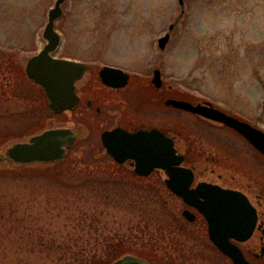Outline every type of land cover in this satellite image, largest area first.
I'll return each mask as SVG.
<instances>
[{
	"label": "rangeland",
	"instance_id": "1",
	"mask_svg": "<svg viewBox=\"0 0 264 264\" xmlns=\"http://www.w3.org/2000/svg\"><path fill=\"white\" fill-rule=\"evenodd\" d=\"M55 2L0 0V155L46 129L95 121L84 110L53 114L41 86L27 77L28 60L46 42ZM55 28L62 37L55 56L120 67L144 87L158 68L164 85L181 98L209 100L264 130V0H66ZM166 33L170 40L160 49L158 39ZM175 117L180 148L188 137L201 151L187 155L201 177L223 174L227 184L264 194V154L229 127L184 110ZM113 122L108 118L98 129L83 123V139L67 157L75 169L64 182L43 172L37 180L0 175V264H93L107 236L119 243L118 257L159 252L165 261L207 263L209 251L177 226L183 205L157 181L164 174L134 186L116 173V181L109 179L104 170L110 173L114 165L100 131ZM87 159L93 166L86 173ZM6 162L0 169L21 168Z\"/></svg>",
	"mask_w": 264,
	"mask_h": 264
},
{
	"label": "water",
	"instance_id": "2",
	"mask_svg": "<svg viewBox=\"0 0 264 264\" xmlns=\"http://www.w3.org/2000/svg\"><path fill=\"white\" fill-rule=\"evenodd\" d=\"M65 2L66 0H56L54 7L50 9L43 31L46 44L28 60L26 66L27 75L41 85L49 101L48 107L54 113L77 107L79 96L76 82L88 68L86 63L53 56L62 40L55 24L63 15L62 6ZM183 2L184 0H180L181 4ZM169 39V33L161 37L160 48L164 49ZM100 76L104 83L115 87L126 85L130 78L123 69L110 66H104ZM152 81L156 86L162 85L160 69L155 70ZM167 104L234 128L264 154V131L253 124L215 108L209 102L194 105L185 100L169 99ZM78 137L79 133L74 127L49 128L28 141L10 146L5 154L0 155V161L6 160L13 166L63 161ZM102 142L118 162L133 159L135 172L141 176L149 175L156 168L166 170L169 176L166 179L167 186L188 204L197 206L209 220L210 236L215 244L230 255L236 264H247L243 261L240 250L228 241V237L247 239L253 231L257 215L246 195L206 183L190 189L194 180L193 170L181 166L184 156L177 153L173 140L157 129L129 132L116 128L103 132ZM184 215L191 219L190 211L186 210ZM242 220L246 222L244 226L238 225L237 222ZM111 264L151 263L144 257L128 253Z\"/></svg>",
	"mask_w": 264,
	"mask_h": 264
},
{
	"label": "flooded vegetation",
	"instance_id": "3",
	"mask_svg": "<svg viewBox=\"0 0 264 264\" xmlns=\"http://www.w3.org/2000/svg\"><path fill=\"white\" fill-rule=\"evenodd\" d=\"M86 63L88 64V68L84 73L83 77L77 82V93L79 96L78 105L75 110L69 112L73 113L78 110H84V113H82L84 117H90L91 115L92 118L95 119V121L92 123L85 121L86 123H88L87 125L90 127V129L93 128L92 126L94 125L97 126V129L100 128L101 124H106V122H108V118L109 121L111 120L112 123L114 119L113 115H117L115 120L116 122H113V125H111V127H106L102 131H100L101 144L105 149L106 154H108L109 158L113 161V165H116L118 167H124L125 165L127 167L126 169L134 173L136 177H142L143 179L152 176L154 173L158 172L160 174H164L165 178L162 180V178L158 176L157 181L159 180V184L165 183V187L168 189V191L172 195L177 197L183 205L181 219L179 220L180 223L177 222V226L180 229V232L188 229L192 233L193 238L197 240L201 245L200 248L206 252L209 251L205 254L204 257L205 261L207 262L206 264H236L234 259L230 255L223 252L212 240L210 236L209 220L199 210V208L195 205L188 204L183 197L177 195L168 188L166 184V179L169 176L166 170L162 168H156L152 171L150 175L140 176L135 172V161L133 159H127L123 163L118 162L111 154L107 152L102 142L103 132L116 128H122L129 132L153 129L161 131L173 140L174 147L178 151V153L184 155V162L181 165L183 167H188L193 170L194 180L190 185V189L197 188L200 183H206L210 186L216 185L222 189L239 191L246 195L252 205V209L257 215L253 231L247 239L228 237V241L240 250L243 257V261L245 263L264 264V194H251L250 191L244 190L241 187L227 184L223 178V174L218 175V180H211L208 178L201 177L200 173L198 172L199 166L187 163L188 154H191L193 152H199L198 154H200L201 151H199V149L196 150L197 145H194L193 143L189 142L187 136L185 146L182 149L180 148V144L178 141V132L180 133L179 120L175 116L177 115V112L181 111L182 109L167 104V100L169 99L185 100L184 98H181V94L175 92L178 90L173 89L172 85H168L167 88L164 85V82L161 86H156L152 82V79L151 83L148 86L144 87L139 82L141 81L140 78H135L136 81H133L132 76H130L128 83L124 86H110L104 83L100 76V71L105 65H103L102 67H98L94 64L88 62ZM91 70L98 73H94L89 78L85 79L86 74L89 73ZM197 101L200 102L201 99ZM165 111L169 115L168 120H165ZM194 115H196L198 119H203L204 121L210 124L215 123L195 113ZM85 122L81 123V121H75L70 126L74 127L79 133L77 142L83 139V135L81 134L82 132L80 129L81 127H83V123ZM230 129L232 130V128ZM233 131L239 136H241L234 129ZM72 148L68 149V154ZM211 171L215 172L214 169H211ZM186 210L190 211L191 219L184 215V212ZM245 223L246 222L244 220L237 222V224L240 226H244ZM158 254L159 252H157L156 255L149 253H147V255H136L146 258L151 264H193L192 261H189L187 263L182 261H165V259H162Z\"/></svg>",
	"mask_w": 264,
	"mask_h": 264
},
{
	"label": "trees",
	"instance_id": "4",
	"mask_svg": "<svg viewBox=\"0 0 264 264\" xmlns=\"http://www.w3.org/2000/svg\"><path fill=\"white\" fill-rule=\"evenodd\" d=\"M108 157H109V155H108ZM91 158L92 157H90V159ZM90 159H87V160H90ZM91 161H93V160L83 161V163L85 164V167L87 168V169L86 168L83 169L84 172L87 173L88 168L91 167V165L93 164V162H91ZM54 165H46L45 167H43V165H39V166L30 165V166L21 167L19 169H14V168L0 169V175L1 176H3V175H5V176L12 175V177H14V176H21V175L22 176L24 175L26 177V175H27L30 178H33V179H36V180L39 179L43 175V176H46L48 179L50 178L51 181L53 179V181L56 180V182L59 183L60 181L61 182H64V180H62V179L65 177V175H69L68 172H71V171H73L75 169L74 167H72L73 166L72 165V162H70L68 158L63 163L57 162ZM109 166H110V163H108V167ZM99 167L102 168L103 166H99ZM109 168H110V173L107 172L106 170H104L106 172V174L111 175L109 177V179L115 180V178H114L115 174L114 173H116V176L117 177H122L121 183H123V184H124V182L127 181V178H129L131 180L129 182H132L134 180L132 182V186H134L135 184H138L139 185L140 184L139 182H142L143 183V181L141 180L143 178L136 177L134 173L130 172L129 170L127 171L126 168H124L123 166H119L118 167V166L114 165V168L113 167H109ZM61 171H62V173H61ZM41 172H43L42 175H41ZM147 187L148 186L146 185V188ZM107 193L109 194V191ZM108 197L109 196H106V198H108ZM9 205H11V203H9ZM0 211H1V209H0ZM150 212H152V211H150ZM114 238H116V237H114ZM112 239H113V237L107 236V240H106V242H104V243H106V245L105 246H102V248L100 249V251L102 253L101 254H97V256L96 255L93 256V259H94V263L93 264H109L113 260H115L116 258H118V256L120 255V252L117 251V244H119V243H115L114 244L112 242L113 241ZM147 253H145L144 255H147ZM149 254H151V253H149ZM154 255H156V254H154ZM85 257L83 259H85Z\"/></svg>",
	"mask_w": 264,
	"mask_h": 264
}]
</instances>
